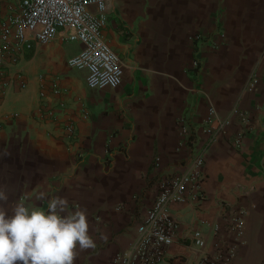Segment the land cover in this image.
I'll return each instance as SVG.
<instances>
[{
	"label": "crops",
	"instance_id": "crops-1",
	"mask_svg": "<svg viewBox=\"0 0 264 264\" xmlns=\"http://www.w3.org/2000/svg\"><path fill=\"white\" fill-rule=\"evenodd\" d=\"M7 4L0 0V17ZM106 13L101 34L122 63L118 86L89 88L86 71L67 65L83 45L61 33L33 40L5 66L6 207L17 199L46 207L32 199L39 190L67 196L70 207L87 209L97 242L75 264H113L135 240L159 181L203 152L204 198L171 205L178 228L160 264H195L202 250L194 229L203 251L235 243L228 264H264V0H108ZM221 119L229 120L223 128ZM238 212L236 243L226 222Z\"/></svg>",
	"mask_w": 264,
	"mask_h": 264
},
{
	"label": "built area",
	"instance_id": "built-area-1",
	"mask_svg": "<svg viewBox=\"0 0 264 264\" xmlns=\"http://www.w3.org/2000/svg\"><path fill=\"white\" fill-rule=\"evenodd\" d=\"M108 0H7V12L0 17V79L7 64H17L32 46V41L47 43L59 33L68 41H78L82 49L67 59L70 68L86 71L91 89L116 87L123 67L119 56L103 39L101 30L107 21ZM94 7V9H92ZM196 66L197 63L194 62ZM253 86L257 79L251 78ZM25 83H20L24 87ZM53 87L57 89L56 84ZM243 123L249 118L241 114ZM228 119L218 120L223 128ZM68 138L75 137L74 126L66 125ZM187 130L183 128L185 133ZM214 137V134H211ZM212 137V138H213ZM203 152L195 154L187 167L158 183L157 194L136 227V237L129 249L114 257L113 264H160L172 244L178 224L171 214L174 203L199 204L204 198ZM234 242L243 234L240 212L226 222ZM218 230L215 226L214 233ZM194 244L202 250L195 264H228L235 253V243H215L214 251H203L206 241L199 229L191 232Z\"/></svg>",
	"mask_w": 264,
	"mask_h": 264
},
{
	"label": "clouds",
	"instance_id": "clouds-1",
	"mask_svg": "<svg viewBox=\"0 0 264 264\" xmlns=\"http://www.w3.org/2000/svg\"><path fill=\"white\" fill-rule=\"evenodd\" d=\"M32 199L46 207L17 199L9 210L0 187V264H75L78 251L96 247L86 208L45 190Z\"/></svg>",
	"mask_w": 264,
	"mask_h": 264
},
{
	"label": "rangeland",
	"instance_id": "rangeland-1",
	"mask_svg": "<svg viewBox=\"0 0 264 264\" xmlns=\"http://www.w3.org/2000/svg\"><path fill=\"white\" fill-rule=\"evenodd\" d=\"M73 69H76V68H73Z\"/></svg>",
	"mask_w": 264,
	"mask_h": 264
}]
</instances>
